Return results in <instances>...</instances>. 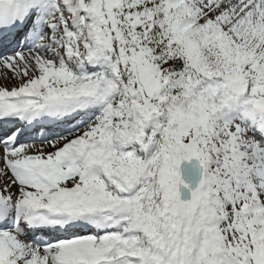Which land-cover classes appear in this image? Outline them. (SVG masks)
Here are the masks:
<instances>
[{
  "label": "snow or ice",
  "instance_id": "6c2138e0",
  "mask_svg": "<svg viewBox=\"0 0 264 264\" xmlns=\"http://www.w3.org/2000/svg\"><path fill=\"white\" fill-rule=\"evenodd\" d=\"M0 264H264V0H0Z\"/></svg>",
  "mask_w": 264,
  "mask_h": 264
}]
</instances>
